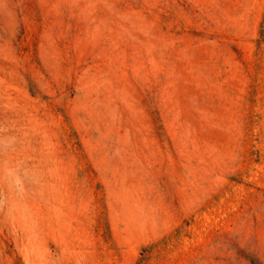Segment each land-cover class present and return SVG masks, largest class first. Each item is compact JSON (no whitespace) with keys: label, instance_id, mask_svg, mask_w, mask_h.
I'll return each mask as SVG.
<instances>
[{"label":"rangeland","instance_id":"obj_1","mask_svg":"<svg viewBox=\"0 0 264 264\" xmlns=\"http://www.w3.org/2000/svg\"><path fill=\"white\" fill-rule=\"evenodd\" d=\"M0 264H264V0H0Z\"/></svg>","mask_w":264,"mask_h":264}]
</instances>
